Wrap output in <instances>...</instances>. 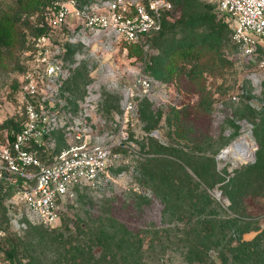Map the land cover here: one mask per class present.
<instances>
[{"label": "rangeland", "instance_id": "374dc122", "mask_svg": "<svg viewBox=\"0 0 264 264\" xmlns=\"http://www.w3.org/2000/svg\"><path fill=\"white\" fill-rule=\"evenodd\" d=\"M52 1L0 0V16L13 17L17 28L13 45L0 59V145H6L8 129L24 121L19 89L22 72L29 62L26 45L33 40L30 34L36 9L46 10ZM191 2L197 4L192 7L191 18L202 19L199 23L181 27L175 22L181 15L176 7L167 17L170 23L164 24L159 33L145 38L137 48L124 45L104 32L61 34L53 30L50 33L57 45L67 41L70 46L63 61L68 71L62 80H54L52 88L45 92L46 112L57 117L43 139L44 147L54 157L61 149L85 139L90 142L111 139L119 156L104 186L95 189L81 186L74 196L61 200L60 219L54 224L41 222L19 201L17 185L22 184L24 178L20 173L6 170L0 161V178L6 182L4 187L15 184L9 195L11 190L4 188L0 194V229L3 232L0 260L8 259L5 246L20 244L19 248H26L28 255L41 256L50 264L57 255L50 243V232L59 231L65 220L71 227L77 218L86 220L107 206L112 207L116 216L128 221L134 230L162 226V208L156 201L147 204L136 197L151 192L148 176L140 164L147 156L177 160L200 182L189 165L202 171L207 181L212 180L209 176L212 172L221 175L223 180L207 189L219 205L211 202L204 208H214L220 215L232 212L229 200L223 197L225 184L230 190L234 184L230 179L236 170L255 161L257 135L264 131V49H259L252 57L242 54L240 47L231 40L228 16L218 10L219 0ZM213 24L222 39L215 49L198 39L193 43L192 57L166 56L174 65L168 79L153 76L154 57L165 55L168 47H176L178 41L184 46L190 45L193 38L203 36ZM137 49H140L138 54L135 53ZM139 76L150 78L152 84L148 91L137 84ZM130 88L133 89L131 98ZM130 100L132 108L124 116ZM77 133L81 134V139L76 137ZM241 136L247 138L251 147L247 159L218 158L225 146ZM160 146L169 147L171 151H157ZM137 201L141 202L140 207ZM238 205L245 206L251 214L252 217L244 220L250 221L249 226L264 228L261 198L246 197ZM242 223L239 221L237 227ZM231 232L233 237L238 236L236 226ZM255 234L256 230H250L243 238L251 239ZM211 255L219 262L214 251ZM164 264H180V257L167 256Z\"/></svg>", "mask_w": 264, "mask_h": 264}, {"label": "trees", "instance_id": "16d2710c", "mask_svg": "<svg viewBox=\"0 0 264 264\" xmlns=\"http://www.w3.org/2000/svg\"><path fill=\"white\" fill-rule=\"evenodd\" d=\"M80 1L84 2V0ZM170 1L172 9L163 13L161 29L156 33L145 35L142 42L145 38L159 33L164 24L170 23L167 17L176 7L181 11V15L175 22L181 27H191L202 20L191 18L194 13L192 7L197 6V4L193 5L191 0ZM44 12L43 8L36 9L31 38L53 32L54 29L45 19ZM62 30L63 34L67 33L66 28L63 27ZM57 33L60 32L57 30ZM16 37V20L9 15H1L0 59L13 45ZM198 39L203 45L211 46L213 49L222 42L219 30H216L214 24L203 36L193 38L190 45L184 46L178 41L176 47H168L165 55H157L152 59L153 76L161 80L168 79L174 65L168 62L166 56L176 54L178 57H192L193 43ZM122 43L127 46L133 45V48L141 45L123 41ZM69 46L70 43L67 41L60 46L59 56L62 63L69 54L67 49ZM26 48L27 51L32 50L33 42L28 41ZM135 53H140V49ZM66 69L68 71V68ZM61 77L58 76L56 79L62 80ZM21 127L22 124L12 125L8 129L7 145L12 144ZM48 134L42 137L40 143L27 146V149L42 163H50L53 159L49 149L44 147L43 139ZM257 138L258 149L255 161L236 170L237 172L230 179L234 183L231 184L230 190H227L228 184H225L223 197L229 200L232 212L220 215L214 208L210 210L204 208L211 202L216 206L219 205L207 189L222 181L221 175L212 172L209 174L212 180L207 181L202 171L193 169V166L189 165L200 182L193 178L177 160L147 156L140 161V164L148 176L151 192L147 196L136 197L147 204H154L156 201L157 206L162 208L163 225L158 228L150 226L134 230L129 226L128 221L115 215L111 206L100 209L93 217L90 216L86 220L77 218L71 227L65 220L59 231L54 229L50 232V243L55 247L57 254L53 256L54 259L50 264H164L167 256L171 255L179 256L180 264H264V228L249 226L250 221L244 220L246 217H252L251 214L247 213L245 206L238 205V202H243L246 197H258L264 203V131H261ZM160 150L171 151V148L160 146L157 151ZM152 180L153 184H150ZM5 183L0 178V194L4 188L11 190L7 193L9 195L14 190L15 184H7L4 187ZM139 201L136 202L138 207L141 205ZM239 221L244 223L237 227ZM235 226L238 229L237 237H233L231 232ZM250 230H256V234L251 239H244L243 234ZM9 246L10 244L5 246V253L10 264H16L15 261L17 264L48 263L41 256L28 255L26 248H19L20 244H13L10 248ZM212 251L216 253L219 262L211 255ZM23 259L26 260L23 262Z\"/></svg>", "mask_w": 264, "mask_h": 264}, {"label": "built area", "instance_id": "2783aa9c", "mask_svg": "<svg viewBox=\"0 0 264 264\" xmlns=\"http://www.w3.org/2000/svg\"><path fill=\"white\" fill-rule=\"evenodd\" d=\"M172 9L170 0H107L94 3L80 0H53L45 10L49 25L63 34L62 28L75 32L111 35L118 42L141 44L145 35L158 32L162 15ZM218 10L228 16L231 40L245 56H255L264 49V0H219ZM29 62L20 78L19 102L24 121L12 144L0 145V161L9 172L23 176L16 197L41 222L54 224L60 219L59 204L74 196L81 186L101 188L110 179L109 171L118 159L111 139L82 142L61 149L50 163H42L27 146L41 142L56 122L57 115L46 112V91L63 76L60 46L50 34L34 37ZM143 91L151 87L148 77L139 76ZM133 95L130 88L129 96ZM51 106L54 105L50 104ZM132 108L130 100L124 110ZM76 137L81 139V134ZM0 229V235L2 234ZM0 264H10L0 260Z\"/></svg>", "mask_w": 264, "mask_h": 264}, {"label": "bare ground", "instance_id": "6f19581e", "mask_svg": "<svg viewBox=\"0 0 264 264\" xmlns=\"http://www.w3.org/2000/svg\"><path fill=\"white\" fill-rule=\"evenodd\" d=\"M251 152L250 144L245 137H239L231 141L225 148H223L218 154V158H236L239 160L247 159V156Z\"/></svg>", "mask_w": 264, "mask_h": 264}]
</instances>
